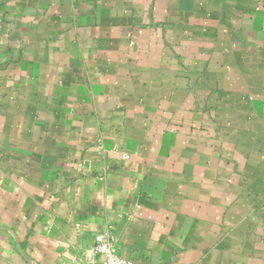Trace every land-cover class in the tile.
Listing matches in <instances>:
<instances>
[{"label": "crops", "instance_id": "crops-1", "mask_svg": "<svg viewBox=\"0 0 264 264\" xmlns=\"http://www.w3.org/2000/svg\"><path fill=\"white\" fill-rule=\"evenodd\" d=\"M103 230L264 264V0H0V264H94Z\"/></svg>", "mask_w": 264, "mask_h": 264}, {"label": "built area", "instance_id": "built-area-1", "mask_svg": "<svg viewBox=\"0 0 264 264\" xmlns=\"http://www.w3.org/2000/svg\"><path fill=\"white\" fill-rule=\"evenodd\" d=\"M124 158L128 159L129 155H124ZM92 251L95 256L94 264H135L115 252L112 238L106 230L95 234Z\"/></svg>", "mask_w": 264, "mask_h": 264}]
</instances>
